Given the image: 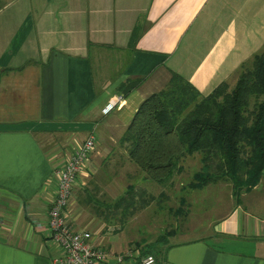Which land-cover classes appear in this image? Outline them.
<instances>
[{
    "label": "crops",
    "instance_id": "obj_1",
    "mask_svg": "<svg viewBox=\"0 0 264 264\" xmlns=\"http://www.w3.org/2000/svg\"><path fill=\"white\" fill-rule=\"evenodd\" d=\"M263 47L264 0H0V264H52L60 251L47 227L56 171L90 134L94 145L62 214L105 251L100 264L127 250L121 264H138L146 253L152 264H264V166L237 195L226 180L197 190L219 193L195 219L189 204L179 214L182 196L194 192L179 176L199 168L197 154L178 164L168 186L140 180L154 197L149 204L167 187L179 191L176 206L165 209L171 221L152 239L131 227L135 211L99 209L132 183L109 195L102 189L113 185L99 174L116 151L132 166L117 141L146 96L171 72L200 95L221 82L231 87L239 66ZM127 78L140 81L122 95L117 87Z\"/></svg>",
    "mask_w": 264,
    "mask_h": 264
},
{
    "label": "trees",
    "instance_id": "obj_2",
    "mask_svg": "<svg viewBox=\"0 0 264 264\" xmlns=\"http://www.w3.org/2000/svg\"><path fill=\"white\" fill-rule=\"evenodd\" d=\"M139 81L127 78L117 89L126 95ZM117 142L138 181L168 186L179 173L178 164L197 154L200 166L186 172L185 188L199 190L226 180L232 195L249 190L264 166V47L239 66L231 87L221 82L206 95L171 72L161 89L139 103ZM125 197L129 203L124 204ZM153 198L131 183L99 209L133 211ZM180 200L179 214H185V198ZM165 238L163 233L155 240Z\"/></svg>",
    "mask_w": 264,
    "mask_h": 264
},
{
    "label": "built area",
    "instance_id": "obj_3",
    "mask_svg": "<svg viewBox=\"0 0 264 264\" xmlns=\"http://www.w3.org/2000/svg\"><path fill=\"white\" fill-rule=\"evenodd\" d=\"M93 145V135L90 134L73 149L63 166L56 171V187L48 209L47 227L50 240L58 246L60 251L52 257V264H100L106 259L103 249L89 243V232L71 229L62 214L75 176L87 160ZM131 255L130 250L124 251L114 257L112 264H121L124 257ZM153 261V256L146 253L139 257L138 264H152Z\"/></svg>",
    "mask_w": 264,
    "mask_h": 264
},
{
    "label": "rangeland",
    "instance_id": "obj_4",
    "mask_svg": "<svg viewBox=\"0 0 264 264\" xmlns=\"http://www.w3.org/2000/svg\"><path fill=\"white\" fill-rule=\"evenodd\" d=\"M197 159V158H196ZM121 158L119 157V154L116 152H113L110 157H109V161H107V163L105 164V167H103L106 171L104 174H102L100 172H97L100 175V180L102 181H106V180H110V182L113 185L112 189H109L107 191V188L102 189L103 191H105L104 193L107 192V194L111 195V194H116L118 193L120 190H122V188L124 187L125 184L132 182L135 185L136 189H139L140 187L143 189V191L147 189V186L144 185L142 182L136 180V174L134 173V168L132 166H128V164H124L122 162H120ZM109 163V164H108ZM189 163H193V162H189ZM196 163V161H195ZM194 163V165H195ZM198 165V162H197ZM195 167L194 166H189L187 168V171L189 173V175L195 171ZM187 173L184 172L182 173L178 178L180 180L186 179L187 178ZM149 189V188H148ZM140 190V189H139ZM182 189H180L181 191ZM185 191L188 192V189H186ZM191 191V190H189ZM156 189H153L152 193H155ZM165 192V196L163 198H160L157 201L151 202L150 204L147 203L146 205H144L142 208H138L137 210H133L135 211L134 213H136L135 215L137 216L136 220V225L135 226H131L134 227V229L138 228V230L140 232H144L143 230H145V232H147V236L145 237L146 239H152L154 238V236L157 234L156 232L158 231V229L160 230V227L162 224H165L166 221H171L169 220L171 218V210L169 211V213H167L165 211V209L167 207L171 208V207H175L176 206V195L179 192L177 190V188L174 190L167 187ZM205 194H200V192H197V190H194V192H191V197H189V193L188 195H186L185 198V214H183L182 216L185 217V215H187L188 212H186L188 204L190 205L189 208V212H190V217H192L193 219L195 218H200L202 215V211H204V209L207 207L208 203H209V199L216 193H219V190H212V189H204L203 191ZM147 193V192H146ZM157 193V192H156ZM223 193V192H222ZM221 193V195H222ZM181 194L184 195V192L181 191ZM156 195V194H154ZM165 197L167 199H165ZM197 199V200H196ZM193 203H188V202H192ZM118 209V208H117ZM115 210L116 213L118 212V210ZM134 215V216H135ZM181 217V216H180ZM189 218H186L187 221ZM194 221V220H193ZM146 226V227H142V226Z\"/></svg>",
    "mask_w": 264,
    "mask_h": 264
}]
</instances>
